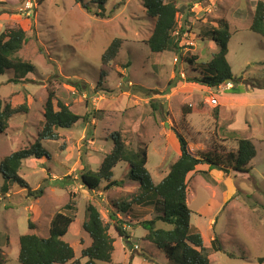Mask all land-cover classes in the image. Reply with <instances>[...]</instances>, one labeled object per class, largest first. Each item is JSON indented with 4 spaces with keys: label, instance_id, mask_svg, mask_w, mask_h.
<instances>
[{
    "label": "rangeland",
    "instance_id": "rangeland-1",
    "mask_svg": "<svg viewBox=\"0 0 264 264\" xmlns=\"http://www.w3.org/2000/svg\"><path fill=\"white\" fill-rule=\"evenodd\" d=\"M27 1L33 5L30 15ZM257 1L166 0L178 10L175 31L182 32L181 50L157 54L145 44L154 20L146 15L143 0H106L102 8L92 0H0V33L23 29L26 41L18 56L33 65L17 84L9 82L11 72L0 75L2 105L28 108L0 133V163L36 141L49 92L82 117L70 128L58 129V140L42 141L47 156L22 161L18 176L27 188L11 184L0 170V189H8L0 190V264H18L19 237L46 238L52 216L66 213L68 202L74 203L75 220L62 241L76 258L91 244L82 225L85 208L92 204L114 240L108 264H169L138 225L154 217L152 207L131 205L125 214L119 212L139 186L128 179L124 163L112 169V180L123 181L119 188L104 191L103 182L89 192L80 184L81 173L97 171L112 152L115 132L129 147L145 149L146 169L155 183L179 156L174 149L178 135L193 155L216 153L222 160L236 152V140L249 139L256 156L247 171L229 167L224 174L212 168L203 175L209 168L200 166L188 177L187 206L190 228L201 235L210 264H264V38L249 30ZM221 21L231 35L226 61L238 79L234 95L227 90L209 93L188 82L200 76L202 64L217 52V45L202 36ZM116 38L123 40L119 63L100 80L102 53ZM191 56L197 57L193 64L186 61ZM211 98L217 106L210 104ZM39 188L40 197L33 194ZM115 224L122 225L124 238L117 236ZM155 227L172 229L162 222ZM214 240L219 251L211 250Z\"/></svg>",
    "mask_w": 264,
    "mask_h": 264
},
{
    "label": "trees",
    "instance_id": "trees-1",
    "mask_svg": "<svg viewBox=\"0 0 264 264\" xmlns=\"http://www.w3.org/2000/svg\"><path fill=\"white\" fill-rule=\"evenodd\" d=\"M101 8L106 0H92ZM42 2V0H38ZM145 13L154 20L152 32L145 44L151 53H163L181 50L179 37L174 35L177 27V8L173 2L166 0H143ZM224 21L219 22V28L210 27L206 35L202 37L217 45V52L206 64H202L200 76L188 80L191 85H198L206 90H216L224 82L232 83L229 89L235 94L238 79L233 77L231 69L226 61L228 53V43L231 35L227 30ZM249 30L252 33L264 38V1H257L254 4V12ZM26 33L23 29L16 27L0 33V75L11 72L13 78L10 83H19L26 78V75L33 70V65L29 61H24L18 56L25 43ZM123 40L113 39L104 50L100 60L99 79L107 78L118 65L117 60ZM196 56H191L186 61L193 64ZM129 64L122 65L127 68ZM264 67V63H263ZM26 81V79H25ZM100 83V82H98ZM238 93V92H237ZM55 102V105L53 101ZM54 106L57 110L54 109ZM26 104L11 107L9 104L2 105L0 101V133H3L10 119L18 114L27 113ZM196 112L194 108H189V112ZM85 115L84 117H86ZM82 117L75 114L68 105L56 100L54 93L49 92L44 108V122L41 131L38 133L36 141L28 147L19 149L6 156L0 163V170L4 177L18 185L20 188H27V184L18 176V171L23 160L34 158L39 160L47 156L42 147V141H56L59 139L58 129L70 128ZM113 140V150L106 155L97 171H84L80 175V184L87 191L97 190L101 183H105L104 191L114 187H121L123 181L112 180V169L118 163H124L128 179L138 183V193L131 197L129 203L122 202L118 207L120 213H126V209L131 205L151 206L154 217L150 220L138 223L147 233L145 239L151 242L156 248L161 250L169 264H210L209 250L204 246L201 235L190 228L191 211L187 206V197L190 192L189 176L197 173L200 166H207L208 171L201 172L208 175L210 169L228 174L227 168L231 171L239 172L241 169L247 171V166L256 156L253 143L249 139L236 140V152L229 154L224 160L215 154L201 153L199 157L193 155L186 141L177 136L178 146L174 149L178 151V158L170 166L168 174L157 184L153 183L151 175L146 169L147 154L145 149H133L125 144L119 132L111 135ZM200 172V171H199ZM6 192L5 185L0 189ZM34 195L40 197L43 189L34 191ZM74 203L68 202L63 206L64 212L55 213L49 223L48 236L41 238L35 234H25L19 237V250L17 254L18 264H99L111 263L114 251L113 238L108 234V226L103 222L98 208L88 204L85 208V221L83 231L91 239V244L85 250H81L80 258L75 259L72 247L62 241L74 222ZM114 221L115 216H109ZM162 222L170 225L172 229H157L155 224ZM29 231H34L32 223H28ZM114 230L117 236L124 238L125 232L122 225L115 224ZM213 241L211 250L219 251L220 246ZM86 258L85 262L81 259ZM263 259L259 260L262 263Z\"/></svg>",
    "mask_w": 264,
    "mask_h": 264
},
{
    "label": "built area",
    "instance_id": "built-area-1",
    "mask_svg": "<svg viewBox=\"0 0 264 264\" xmlns=\"http://www.w3.org/2000/svg\"><path fill=\"white\" fill-rule=\"evenodd\" d=\"M24 6H25V9L28 10V14H27V15H30V9L33 7L32 3H30L29 1H27L26 3H24ZM177 33H178V32L175 31V35H178ZM182 36H183V35H182ZM230 87H231L230 84H228V83H223L222 85H220V86L217 88V90H218V91H224V90H226V89H230ZM208 91H209V93H210V92L213 91V90L208 89ZM209 102H210V104L213 105V107H214V106H217V104H218V103H217V100L214 99V98H211V100H210ZM135 248H136V246H135Z\"/></svg>",
    "mask_w": 264,
    "mask_h": 264
},
{
    "label": "crops",
    "instance_id": "crops-1",
    "mask_svg": "<svg viewBox=\"0 0 264 264\" xmlns=\"http://www.w3.org/2000/svg\"><path fill=\"white\" fill-rule=\"evenodd\" d=\"M255 3H256V2H255ZM255 3H254V4H255ZM253 7H254V6H253ZM253 7H252L251 9H252L253 12H254V8H253ZM228 51H229V50H228ZM227 54H228V53H227ZM236 90H239V89L236 88ZM214 91H216V92H221V91H218L217 89L214 90ZM224 91H225V90H224ZM227 91H229V92L231 93V95H234V94L232 93L231 90L228 89ZM222 92H223V91H222ZM236 93H237V92H236ZM236 93H235V94H236ZM243 96L247 97L245 94H243ZM125 167H126V166H125ZM125 169H126V168H125ZM167 174H168V173H167ZM167 174H166V175H167ZM166 175H165V176H166ZM165 176H164V177H165ZM164 177H163V178H164ZM163 178H161L157 183H159ZM153 183H154V184H157V183H155V182H153ZM147 207H148V206H147ZM147 207H143V208H147ZM89 245H90V244H89ZM75 259H78V258L75 257ZM84 259H85V258L81 259V262H84V261H85Z\"/></svg>",
    "mask_w": 264,
    "mask_h": 264
},
{
    "label": "clouds",
    "instance_id": "clouds-1",
    "mask_svg": "<svg viewBox=\"0 0 264 264\" xmlns=\"http://www.w3.org/2000/svg\"><path fill=\"white\" fill-rule=\"evenodd\" d=\"M30 12H31V9H30ZM224 83H228V84H231L232 85V83H230V82H224ZM226 90H228V89H226ZM222 92V91H221ZM135 247V246H134ZM137 249V248H136ZM81 253V252H80Z\"/></svg>",
    "mask_w": 264,
    "mask_h": 264
}]
</instances>
